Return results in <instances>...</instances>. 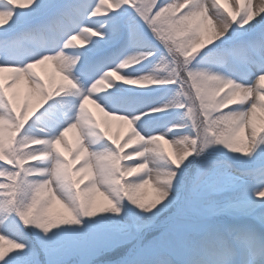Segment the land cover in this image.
<instances>
[{
  "label": "snow or ice",
  "instance_id": "snow-or-ice-1",
  "mask_svg": "<svg viewBox=\"0 0 264 264\" xmlns=\"http://www.w3.org/2000/svg\"><path fill=\"white\" fill-rule=\"evenodd\" d=\"M0 264H264V0H0Z\"/></svg>",
  "mask_w": 264,
  "mask_h": 264
},
{
  "label": "rangeland",
  "instance_id": "rangeland-1",
  "mask_svg": "<svg viewBox=\"0 0 264 264\" xmlns=\"http://www.w3.org/2000/svg\"><path fill=\"white\" fill-rule=\"evenodd\" d=\"M50 67H51V65L41 66V67L38 69V71H40L41 74L43 75V74L46 73V71H47L48 69H50ZM24 92H25V91H24ZM24 92L20 93L21 96L24 95ZM90 107H93V111H97V110L94 108V106H90ZM123 130H124V131L127 130L126 126H124ZM111 131H112V133H113L114 135H115L116 133H118V132H121L122 129H121V124H120V122H118V121H113V122H112ZM68 138H69L70 141L74 142V141H75V134H74V133H69V137H68ZM115 258H117V257H114L113 259H115Z\"/></svg>",
  "mask_w": 264,
  "mask_h": 264
},
{
  "label": "bare ground",
  "instance_id": "bare-ground-1",
  "mask_svg": "<svg viewBox=\"0 0 264 264\" xmlns=\"http://www.w3.org/2000/svg\"><path fill=\"white\" fill-rule=\"evenodd\" d=\"M20 93L26 91L25 87L22 85L21 88L19 89ZM25 93V92H24Z\"/></svg>",
  "mask_w": 264,
  "mask_h": 264
},
{
  "label": "trees",
  "instance_id": "trees-1",
  "mask_svg": "<svg viewBox=\"0 0 264 264\" xmlns=\"http://www.w3.org/2000/svg\"><path fill=\"white\" fill-rule=\"evenodd\" d=\"M115 256L111 257V259H113Z\"/></svg>",
  "mask_w": 264,
  "mask_h": 264
}]
</instances>
